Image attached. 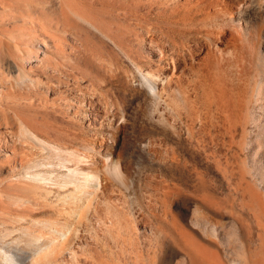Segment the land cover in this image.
<instances>
[{
  "label": "rangeland",
  "instance_id": "374dc122",
  "mask_svg": "<svg viewBox=\"0 0 264 264\" xmlns=\"http://www.w3.org/2000/svg\"><path fill=\"white\" fill-rule=\"evenodd\" d=\"M64 1L77 13L119 21L118 31L141 32L145 40L130 43L127 36L123 50L143 71L158 65L149 36L165 38L168 56L191 62L177 73L184 97H168L166 106L163 95L155 106L138 89L135 65L105 37L87 36L86 54L74 50L80 42L73 28L55 23L57 0H0V189L11 178L15 154L47 155L25 144L21 117L61 150L67 167L79 158L80 168L100 178L95 211L61 264H184L185 253L171 249L179 245L217 258L216 264H264V54L257 55L256 44L264 0ZM251 10L263 20L245 17ZM58 39L73 44H56ZM48 161L56 165L53 174L66 173L58 160ZM207 186L213 196L204 199ZM236 210L241 216L229 213ZM172 214L187 233L174 229ZM15 223L0 225L22 229L2 240H17L25 256L27 239L38 230L26 234L30 222ZM160 224L173 231L164 230L171 241L155 230Z\"/></svg>",
  "mask_w": 264,
  "mask_h": 264
},
{
  "label": "bare ground",
  "instance_id": "6f19581e",
  "mask_svg": "<svg viewBox=\"0 0 264 264\" xmlns=\"http://www.w3.org/2000/svg\"><path fill=\"white\" fill-rule=\"evenodd\" d=\"M57 1L59 4V10H58V12L57 11L55 12V16H56L55 23L58 26V28L59 27L62 28L61 26H63L64 24H68L71 26V28H70V26L67 27V25H66L67 29L73 28V30L75 31V32L73 31L75 34V40H76V42L77 41L80 42V46L79 47L76 46L74 48V50H78V53H80V54H86L89 51V49H87L88 46L86 48V45L88 44V43H86L88 40L87 36H89V35L97 38V40L101 36L105 37L108 40H110L116 47L121 49V51H124L123 50L124 44H125V46H127V44L129 45L127 36H129V42L130 43L132 41L141 42V41L145 40V37L141 34V32L137 33L136 32L137 30L135 31V28L132 29L131 26H130L131 27L130 29H132L135 32H131L130 29H128V28H127L128 30L126 29L124 32L121 31L122 29L118 31V29H120L118 27H120V25H121V24L119 25V21L114 23V22H111L114 20H111L109 23H106L105 21H102L101 19H97L99 17L95 18L94 14H92V17H91L90 16L91 13L90 14L85 13V15H84V14H81L78 12L79 13L78 14L77 11L75 12L74 9L67 6L65 4L64 0H57ZM136 1H138L137 3H143V0H136ZM147 2L149 4H151L150 1H147ZM167 2H168V0H160V4H164V3L167 4ZM253 10H254V8H253ZM251 12H252V10H251ZM252 13H247L245 15V17L248 18V16L254 15V16H258L260 20H263V18L261 19V16L259 14L255 15L256 12L253 14ZM263 14L264 13L262 12V15ZM86 15H89L90 17H88ZM117 16H120V15H117ZM239 17H241V16H239ZM239 17H236V19L237 18L239 19ZM119 18H121V17H119ZM80 19H82V23H86V25H83L80 22ZM123 20H122V22H123ZM227 20H230V19L228 18ZM125 21H127V20H125ZM247 21L248 20H246L245 22H247ZM127 24L128 23H126V26H127ZM65 28H63V29L65 30ZM68 32L71 33L72 31H68ZM83 33H85V36L81 37V35ZM257 34H258V38H257L258 41L256 43V44H258L257 45V55L261 56L260 52H263L262 54H264V29L262 27L258 26ZM159 35H160V33H159ZM91 36H89V38ZM207 36H208V34H207ZM165 37H167V36H165ZM60 39H61V37H60ZM62 39H64V38H62ZM66 39L69 40V38L67 36H66ZM164 39L160 38V39L156 40L154 35L151 34L149 36L150 47H152V48L157 47V50L159 53V55H157V59H156V61L158 62V65L155 67V69L143 71L142 68L137 65V58L132 56L130 53L124 51L126 58L129 59L136 67L138 89H140V93H143V96H149L151 98V102H153L155 106L159 103V100L162 98L163 95H166L165 96L166 97L165 102L167 103L166 106L170 105V102L167 99L168 97H173L174 100L177 102L180 101L181 99H183L184 96H183L182 91L180 90V83L178 81V80H180L181 76L177 73L182 71L181 69H182L183 65H185L186 63L189 65V63H191V62L188 63L187 59H189V58H187L186 56H183L182 58H176L173 55L168 56L170 52L168 53L169 48H167L166 46L163 45ZM65 40H63V42H62V40H59L56 42V44H64ZM72 40H73V42L75 41L74 39H72ZM89 40H92V39L90 38ZM28 41H29V38H28ZM83 41L85 44L83 43ZM212 41H213V39H212ZM67 42H65V43L68 44L70 42V40L68 43ZM168 43L170 45V49H171L170 51H172L171 52V54H172L173 50H174V47L172 45L173 42L168 40ZM69 44H73V43L71 42ZM73 47L74 46H72V48ZM148 53L152 54L150 51H148ZM90 55H91V53H90ZM168 57H170V61L165 62L163 64L162 61L168 59ZM190 58L192 59V55ZM262 59L264 60V55H263ZM263 67H262V69L264 70ZM165 68H166L167 72H165V70H164ZM111 75H113V74H111ZM159 84L162 85L161 90H159V88H158ZM258 85H257L258 88H255L257 90L262 86L261 83H259ZM263 85H264V83H263ZM165 97H163V98H165ZM19 120H20V124H19L20 126L19 127L21 129V135L24 139L23 141L25 142V144L26 145L29 144V145H27L28 147L34 146V148L36 146H39V148H41L42 150H45L47 155H44L41 157H35V158H30L28 155V158H25V156L22 157L23 155L21 153H19V155H22L21 157L19 156V158H18L17 154H15L16 156L14 158L12 157L15 160L14 170H12V175H10L11 178L9 179V181H6L7 183H5L4 187L0 189V196H2L0 198V201H1L0 205H2L4 203V205L0 206V225H4L6 223L7 224L10 223L11 225H13L15 222H17V223L30 222L31 225L26 223V226L29 225V227L27 226L28 228L26 227L27 229L23 230L24 233L27 234V233H30L29 231H32V230L34 231V229H36V230H38V235L37 236H31L27 239L28 252L26 253L25 256H21V254L19 253V248H18L19 242L17 240H10V241H5V242H4V240H2V238L4 239V237L11 236L13 231H16L17 229L20 228L21 224H19L20 225L19 228L15 227V225L12 226V229H7V228H5V226L4 227L1 226L2 229L0 230V232H1L0 233V236H1V239H0V264H23L25 258L26 259L28 258L30 260V264H61L62 256L67 251L70 250V247L73 246L74 240L79 239L80 233L82 230V229H80V227H83L85 224H87V222L90 220L89 215L93 211H95L94 200L97 198V194L99 192L98 180L100 178H98L97 173L95 174L93 171H92L93 172L92 173L89 170H85V169L80 168L79 164L81 162L79 161L80 160L79 158L75 159V161L73 160L74 162L69 159L70 160V161L68 160L69 163L73 162L74 164L73 165L71 164V166L69 165L67 167L66 163H68V162L66 160H64L63 155L60 154V153H62L61 150L57 146H55L54 143L52 144L49 140L44 139L38 135L39 133H37V131L40 129H38L37 127H31L30 125L23 123L21 117L19 118ZM31 120H33V119H31ZM200 146L201 145H199L198 147H200ZM24 147L25 146H23V148ZM200 148L204 149L203 146H201ZM24 152H26V151L24 150L23 153ZM172 152L174 153L173 150H172ZM35 156H36V154H35ZM39 156H40V154H39ZM51 157L58 160L57 166L66 168L65 174H60L59 176H56L55 173L53 174V171L51 170V168H53L52 166H54V165L50 164L51 162L48 161L49 159H51ZM175 157H177V155ZM9 163L10 162L8 161V164ZM185 164L186 163L182 164V166L185 167L186 166ZM16 165H17V167H16ZM10 167H12V166L10 165ZM195 174L197 175L196 177L198 179H200V180L202 179L203 176H202L201 172H195ZM80 177H82V179ZM204 179H206V178H203L202 180L205 181ZM200 180H199V182H200ZM208 182H209V180H208ZM206 185H208V184L206 183ZM201 188H203V187H201ZM201 188L198 190L199 192L201 191ZM207 188H208V186L203 189V193L201 194L202 196H204V199H209L211 196H213L211 189L208 190L209 188L208 189ZM61 191H63V193H61ZM230 201H231V199H230ZM13 207H15V208L17 207L16 210ZM231 209H233L232 205H231ZM194 212H196V214L202 215L200 208L198 206L195 207ZM238 212H239V210H236L234 212L229 211V213L234 215V217L236 215L241 216V213H238ZM42 215L45 216V218H43ZM175 216H176L175 214L171 215V217L173 218V221H174L173 225L175 226V228L172 224L171 225L173 226L174 229L178 228V231H180L181 230L180 228H182L183 225L181 223H179V224L177 223V219ZM6 220L7 221L11 220V222H13V224L11 222L8 223ZM161 224L159 225L160 228L158 226V227H156L155 230L161 234L163 239L166 240L165 241V243H166L168 236H169V234L167 235V233H172L173 231L168 232V230L165 229L164 226ZM163 224H165V223H163ZM180 224L182 226H180ZM228 224L233 225V223H230V222H228ZM217 225H218L217 223H214V224L209 226V230L212 234H214L215 230H217ZM7 227H9V226H7ZM225 227H227V226H225ZM229 227L230 226H228V228ZM233 227H235V226H233ZM168 229H170V227H168ZM183 229L184 228H182V230H181V234L187 233V231L182 232ZM164 230L165 231L167 230V233ZM158 236L160 237L159 234H158ZM169 238H170V236H169ZM173 240L178 241V239H175L174 237L172 239V242H173ZM170 241H171V238H170ZM209 242H212V241H209ZM176 243L175 244L173 243V244L176 245ZM178 244H179V242H178ZM209 244H211V243H209ZM179 246L177 245V247H179L178 250L174 247H171V249H173L177 253L178 252L179 253L180 252L185 253L187 260L185 261L184 264H216V261L218 262L217 258H215L216 259L215 260L214 257L208 258V257H204L203 255L199 256L195 252H193V250H190L189 248H187V249L190 251H187L185 246L183 249L179 250L180 248H182L181 245H179ZM8 251H11V253H9ZM215 254H216V252H215ZM216 256H218V255H216ZM180 262H182V260H180L179 263ZM177 264H178V262H177Z\"/></svg>",
  "mask_w": 264,
  "mask_h": 264
}]
</instances>
